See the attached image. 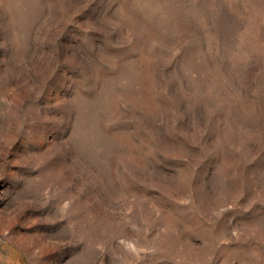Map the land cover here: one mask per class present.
<instances>
[{
  "label": "rangeland",
  "instance_id": "rangeland-1",
  "mask_svg": "<svg viewBox=\"0 0 264 264\" xmlns=\"http://www.w3.org/2000/svg\"><path fill=\"white\" fill-rule=\"evenodd\" d=\"M0 264H264V0H0Z\"/></svg>",
  "mask_w": 264,
  "mask_h": 264
}]
</instances>
